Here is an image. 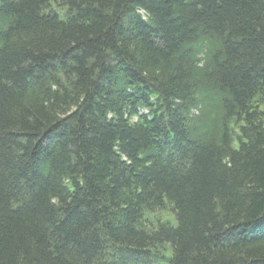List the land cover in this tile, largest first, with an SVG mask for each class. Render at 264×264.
Returning <instances> with one entry per match:
<instances>
[{
	"label": "trees",
	"instance_id": "16d2710c",
	"mask_svg": "<svg viewBox=\"0 0 264 264\" xmlns=\"http://www.w3.org/2000/svg\"><path fill=\"white\" fill-rule=\"evenodd\" d=\"M0 264H264V0H0Z\"/></svg>",
	"mask_w": 264,
	"mask_h": 264
},
{
	"label": "rangeland",
	"instance_id": "374dc122",
	"mask_svg": "<svg viewBox=\"0 0 264 264\" xmlns=\"http://www.w3.org/2000/svg\"><path fill=\"white\" fill-rule=\"evenodd\" d=\"M166 217H167V215H166ZM168 218H169V216H168ZM153 263V262H152Z\"/></svg>",
	"mask_w": 264,
	"mask_h": 264
}]
</instances>
